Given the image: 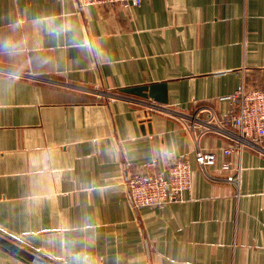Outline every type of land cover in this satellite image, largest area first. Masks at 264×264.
Listing matches in <instances>:
<instances>
[{
    "label": "crops",
    "instance_id": "1",
    "mask_svg": "<svg viewBox=\"0 0 264 264\" xmlns=\"http://www.w3.org/2000/svg\"><path fill=\"white\" fill-rule=\"evenodd\" d=\"M161 82L162 107L106 94ZM242 82L264 86V0H0V234L51 264H264V138L221 152ZM183 155L182 199L131 207L126 178Z\"/></svg>",
    "mask_w": 264,
    "mask_h": 264
},
{
    "label": "built area",
    "instance_id": "2",
    "mask_svg": "<svg viewBox=\"0 0 264 264\" xmlns=\"http://www.w3.org/2000/svg\"><path fill=\"white\" fill-rule=\"evenodd\" d=\"M78 4L110 3L127 8L139 5L140 0H76ZM229 99L228 120L236 132L229 133L231 145L221 149L222 154L240 153L243 147L258 149L264 138V86L252 87L244 82L236 91L226 97ZM195 160L199 165L213 164L216 161L214 151H205L196 144ZM220 169L227 172L226 179L235 187L240 184V166L230 160H223ZM126 189L131 207H162L171 201L182 199L185 191L192 187V173L186 156L178 157L164 171L151 169L131 174L126 178Z\"/></svg>",
    "mask_w": 264,
    "mask_h": 264
},
{
    "label": "water",
    "instance_id": "3",
    "mask_svg": "<svg viewBox=\"0 0 264 264\" xmlns=\"http://www.w3.org/2000/svg\"><path fill=\"white\" fill-rule=\"evenodd\" d=\"M166 90V84L164 82H161L147 85L123 87L120 89L119 93L106 94L111 98H129L131 96L152 98L155 102L160 104L158 105L159 107H162L163 104H166L168 101ZM0 245L34 264H51L47 260L38 257L37 255L31 253L27 249L23 248L22 246L18 245L17 243L4 237L1 234Z\"/></svg>",
    "mask_w": 264,
    "mask_h": 264
}]
</instances>
